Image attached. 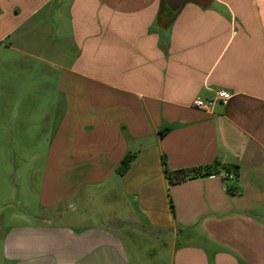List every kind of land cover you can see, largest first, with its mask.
Here are the masks:
<instances>
[{"label":"crops","instance_id":"0c3cea01","mask_svg":"<svg viewBox=\"0 0 264 264\" xmlns=\"http://www.w3.org/2000/svg\"><path fill=\"white\" fill-rule=\"evenodd\" d=\"M5 56L60 70L66 105L49 153L116 196L109 211L84 202L74 225L11 229L10 260L264 264V0H185L175 13L163 0H0ZM210 96L206 110L192 105ZM164 162L215 171L169 185ZM122 200L149 244L108 226L126 221ZM87 212L101 223L82 224Z\"/></svg>","mask_w":264,"mask_h":264},{"label":"rangeland","instance_id":"374dc122","mask_svg":"<svg viewBox=\"0 0 264 264\" xmlns=\"http://www.w3.org/2000/svg\"><path fill=\"white\" fill-rule=\"evenodd\" d=\"M59 73L45 61L0 57V264H15L6 251L8 232L13 228L29 230L46 223L74 225L71 215L75 210L82 213L81 209L87 208L83 206L86 201L94 211L114 209L111 199L116 196L113 191L104 193V181L86 182L89 174L85 170L72 166L66 156L53 158L49 153L57 113L63 115L66 105L65 94L58 92ZM20 99L28 104V109L26 105L14 106ZM53 200L60 203L53 208L44 205ZM70 201L73 204L69 205ZM123 201L125 213L120 216L126 221L108 226L122 235L126 245L132 240L149 244L152 236L136 226L130 204ZM59 207L61 214L56 209ZM83 214L82 224H99L103 219L99 214Z\"/></svg>","mask_w":264,"mask_h":264},{"label":"trees","instance_id":"16d2710c","mask_svg":"<svg viewBox=\"0 0 264 264\" xmlns=\"http://www.w3.org/2000/svg\"><path fill=\"white\" fill-rule=\"evenodd\" d=\"M164 130L160 131L163 134ZM132 154H126L119 162V165L116 169L119 175H122L126 172L129 167V163L132 159ZM225 169H228V166L223 165ZM214 166L210 165H202L198 167L192 168H179V169H169L164 162V175L168 181V184H176L182 181H185L190 178H194L197 176L208 175L214 172Z\"/></svg>","mask_w":264,"mask_h":264},{"label":"built area","instance_id":"2783aa9c","mask_svg":"<svg viewBox=\"0 0 264 264\" xmlns=\"http://www.w3.org/2000/svg\"><path fill=\"white\" fill-rule=\"evenodd\" d=\"M230 97V94L224 90H220L216 93V97L217 99L220 100H227ZM214 97L210 96L206 99H200V98H195L192 102V105L195 108L198 109H202V110H206L208 108V106L210 105V103L215 99Z\"/></svg>","mask_w":264,"mask_h":264},{"label":"water","instance_id":"95a60500","mask_svg":"<svg viewBox=\"0 0 264 264\" xmlns=\"http://www.w3.org/2000/svg\"><path fill=\"white\" fill-rule=\"evenodd\" d=\"M185 0H163L164 7L172 13H175Z\"/></svg>","mask_w":264,"mask_h":264}]
</instances>
